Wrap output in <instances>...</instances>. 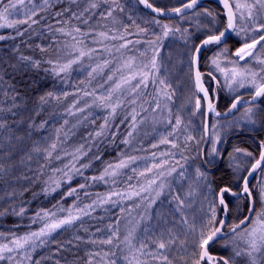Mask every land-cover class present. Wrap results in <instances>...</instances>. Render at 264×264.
Instances as JSON below:
<instances>
[{
  "label": "snow or ice",
  "instance_id": "1",
  "mask_svg": "<svg viewBox=\"0 0 264 264\" xmlns=\"http://www.w3.org/2000/svg\"><path fill=\"white\" fill-rule=\"evenodd\" d=\"M61 2L62 0H42V3L37 5L34 0H7V3L0 0V29H11L15 33L0 34V41L25 36L32 25L44 19L39 13L50 12ZM66 3V7L55 12L58 27L53 29V26L49 25L48 30L67 39L57 41L58 47L55 49L51 45L45 47L37 44L35 47L42 54L51 53L46 59L19 54L15 57L17 63L9 66L14 72L21 73V76L29 69L35 73L30 83L23 84L25 90H32L34 94L39 91L41 82L49 76L53 82L59 80L61 83H67L73 72L82 69L87 72V78L80 81L83 87H77L74 94L47 90L36 95L33 107L29 109L28 100L31 97L17 87L14 77L5 87L6 69L0 68V94L6 98L5 101H0V176H7L20 167H27L28 172H33V175L29 176L22 171L16 179L30 183L40 182L47 163L53 158L62 159L60 155H54L60 149L65 157L70 158L69 163L63 168L53 169V176L44 181L46 186L43 191L47 195L50 190L56 191L61 187L62 180L54 179L56 173L71 181L74 175L82 176L83 169L90 167L91 162H80L90 151V148L86 150L84 144L72 151L60 148L63 143L61 135L63 134L64 140L68 136L65 132V127L69 124L68 119H64V123L55 128V139L43 135V132L48 130L50 119L36 122L37 117L42 115L53 101L61 105L70 95H75V99L64 109L63 114L69 117L82 116V120L77 119V124L86 122L91 115L89 110L94 107L107 112L103 118L104 123L99 126L95 136L89 134L86 138L89 141L103 136L110 127L118 128L119 125H113L110 121L121 109H130L121 121V124H129L122 144L131 146L139 126L150 122L153 132L159 134L158 141L150 147L157 150L161 145L169 147L164 151H152L148 157L121 154L122 158L115 163L106 162L101 173L91 177L93 182L103 181L105 184L116 186L110 191L97 193L96 198L83 207L76 201L68 207L57 201L51 209L41 208L30 218L29 230L23 234L10 232L6 235L0 232V238L5 241L0 243V261L7 260L9 264L13 261L23 264L24 260L32 262V251L54 243V234L67 230L77 221H82L83 217L91 216L97 208L109 206L119 207L121 215L115 218L114 223L107 225L106 238L90 237L84 241L109 248L86 253L88 259L85 264H99L96 257H99L103 264H174L170 249L178 237L172 230L169 229L167 233L162 231L158 237H154V247H151L147 240L140 239L139 233L143 227L145 236L149 235L145 222L151 219L153 205L165 190L171 192L174 181L186 178L189 160H197L203 156V160L195 168V177L197 186L207 189L204 198L208 210L205 213L206 218L199 223L195 220L189 222L186 217L180 221L187 228L185 239L180 241L182 250L187 252L188 248H191L187 258L181 259L185 260V264H236V258L244 257L248 264H259L264 260V139L259 140L258 157L253 152L239 147H234L230 152L226 149L222 151L218 147L222 139L218 130L219 120L215 119L210 125L211 133L209 124L205 121L206 136L196 140L183 119L182 113L186 105H181L179 110L173 112L174 93L167 79L158 73L161 69L159 54L163 41L169 37L183 40L188 45L189 75L195 89L186 99V104L195 99L192 115L199 113L213 118L223 116L227 119L234 111L247 105L240 119L252 125V130L255 131L258 120L264 123V116L256 110V101L264 97V0H218V4L222 5V12L209 8L198 10L202 7L201 0H180L179 6L170 8L159 6L154 0H138L140 5L155 14L150 19H145L144 23L155 25L160 29L159 33L141 27L131 16L128 17L132 21L131 25L118 19L117 11H124L119 0H66ZM97 12L99 20L92 24L91 21L96 19ZM221 15L225 20L222 28L218 26V17ZM164 17L168 18L167 23L162 22L161 18ZM176 18L177 22L173 23ZM185 23L189 27H184ZM21 25L28 27L21 30ZM130 27L136 29L135 33L129 31ZM133 34L138 37L150 35L151 38L128 39ZM233 36L239 44L234 51L228 47V40ZM206 49L211 55L206 61L209 70L205 73L200 70V61ZM12 52L19 53V46L14 47ZM86 60L89 62L87 65ZM253 62L260 66L259 70L253 68ZM41 71L44 73L42 77L39 76ZM98 78L103 82H98L97 86L89 91V87L94 81H98ZM150 88L152 91H149ZM242 88L254 89L251 100L245 101L240 95H235L225 112L218 111L221 91L233 94ZM7 100H10L11 104L5 107ZM85 112H88V115H84ZM157 125L163 127L164 131L159 132ZM236 126H239L238 122ZM108 134L113 136L115 142L117 133ZM182 135L183 143L180 141ZM193 140L197 146L210 142L211 148L207 151L199 149L195 157L185 155V152L191 150L189 142ZM240 153H243V157L237 155ZM177 155L179 160L176 159ZM40 157H43L46 163L39 164V167L33 170L29 165ZM94 159L100 160V156H95ZM149 159L151 163L147 162ZM141 160L145 161L142 170L136 166ZM181 160L184 163H181ZM218 160H226V171L219 178L204 167H215ZM127 169H131L133 175L127 176L125 187L121 190L117 178L124 175V170ZM253 179L256 180L255 184L252 183ZM133 180L136 182L133 183ZM85 187L86 183L79 185V189ZM76 193L77 189L71 188L65 195L72 196ZM6 195L14 198L16 192H8ZM88 195L85 193V196ZM126 201L130 203L125 204ZM173 201L176 203L175 211L183 216L186 200L176 195ZM233 206L239 218L229 225L228 216L232 213ZM136 209L143 211L133 216ZM26 211L22 202L18 211L15 205H9L0 210V216L23 217ZM221 212L223 218L219 215ZM123 219L128 222L122 235ZM32 225L39 227L33 230ZM225 227L229 229L228 233L224 232ZM96 231L100 232L101 229L97 228ZM75 239L82 240L79 236ZM222 239L225 240L223 247L232 245L231 256L211 253V247ZM66 248L67 244H58L57 253ZM51 258L43 257L34 261V264H42L43 260ZM55 264H60V261L56 260Z\"/></svg>",
  "mask_w": 264,
  "mask_h": 264
},
{
  "label": "trees",
  "instance_id": "2",
  "mask_svg": "<svg viewBox=\"0 0 264 264\" xmlns=\"http://www.w3.org/2000/svg\"><path fill=\"white\" fill-rule=\"evenodd\" d=\"M119 2L124 9L122 13L125 14L133 13L139 19L142 20L147 19L148 16L139 7H135L133 5L134 2L132 3V0H127V2L125 0H119ZM3 3H7V0H3ZM34 3L40 5L42 3V0H34ZM28 6L31 7V5ZM66 6H67L66 0H62V2L56 4V6L53 9H51L50 12L39 13V16H43L44 19L39 20L37 24L32 25L31 29H29V31L25 36L18 37L15 40L0 41V68L6 69V73L4 75L5 87L7 86V82L11 81L14 77L15 81L17 82V87L20 88L22 92L26 91L27 95L31 97L28 100L29 109H32L36 95L42 94L44 91L47 90H55L58 93L67 91L69 93L74 94L76 92L77 87H83V85L80 84V81L86 80L87 78L86 71H81V73H74L71 78V82L65 85L64 87H60L59 82L57 80L53 82L52 77L49 76L46 80H43L41 82V87L39 91L34 94L32 90H25L23 88V84L26 82L30 83L31 80L34 78L35 73L29 69L27 71H24L23 76H21V73L14 72V70L9 66L10 64L17 63L15 57L19 54L33 56L35 58L43 57L45 59L48 58L49 55H51V53L42 54L39 51V49L36 48L35 46L37 44H40L45 47L51 45L52 48H54V43L57 41V37H56L57 33L53 34V32H50L48 30V26L49 25L53 26V29L55 27H58V25L56 24L57 18L55 17V12L59 11L61 8ZM117 13H121V12L117 11ZM98 16H99V12H98ZM21 17H22V12H21ZM37 19H39V17H37ZM125 19L126 20L124 21L128 22L127 18ZM73 23H75V21H73ZM20 27L21 30H23L28 26L21 25ZM0 34L15 35L14 31L11 29H0ZM17 45L19 46V53H13L12 49ZM3 61H7V63H3ZM201 70L203 72L204 70H206V68L205 69L203 68ZM39 76L40 77L44 76V73L41 71ZM36 78L39 79V77ZM71 96L73 95H70L69 97ZM5 100L6 98L2 94H0V101H5ZM53 103L54 105H48L46 107V110L43 111L42 115L37 117L36 122L39 123L40 120L50 119L51 122L48 125V130L43 132V135L51 136L53 139H55V128L60 127L64 123V119H68L69 124L65 127V132L68 133V136L67 139L64 140L63 134L61 135V139L63 140V143L61 144L60 148L67 151H72L76 147V145L74 144H77L74 136L77 124L71 122L70 118L66 117V115L63 114V111L61 112L59 105H57L55 101H53ZM10 104L11 101L7 100L4 106L7 107ZM221 109L222 111H224L226 109V106H223ZM99 119L100 116L98 115V113L93 112L91 114L89 127L94 128L95 123ZM126 124L127 123L125 124L118 123L117 125H119V127L118 128L115 127V128L122 131L126 126ZM73 125H75V127H73ZM244 132L246 133L244 136H239L236 131L232 133V136L234 134L235 136L233 137L231 136L232 139L230 143L232 142V144L234 143V145L233 147L229 148L227 151H232L234 147H239L246 151H251L253 152L254 155H257V148L255 146L256 144L254 143L253 139L249 137V135L251 134H249L247 131ZM154 141L157 142L158 140L155 138ZM152 143L153 142L151 141V144ZM81 144H83V141H81ZM151 144L149 143L146 145L144 143L143 152H141L140 154L143 155L145 153L152 151L153 149L150 148L145 152V146H149ZM84 145L86 146V150L90 148V151L88 156L82 158L80 162L82 163L91 162L90 167L87 169H83L82 176L74 175L71 181H68L66 177L61 178L60 173H56L54 179L62 180L61 187L58 188L56 191L50 190L47 195L43 191V189L46 186L44 184V181L47 180L49 176H53V169L63 168L65 164L69 163L70 158L65 157L64 152L61 151L60 149H58L54 155H60L62 159L56 160L55 158H53L51 159L50 162L47 163L45 174L40 182L30 183L25 180L18 181L16 179V177L20 176L22 171L26 172L27 175L29 176L33 175V172H28L27 167H20L15 172H10L7 176H0V198H2L0 199V210L9 207V205H15L18 211L19 205L22 202H23V206L27 210L23 217H17L14 215L0 216V232H4L6 235L9 234L10 232H16L18 235L23 234L24 232L29 230L28 226L31 223L30 218L35 214V212H37L41 208L51 209L52 206L57 203V201H60V203L63 204L64 207H68L69 205H72L74 201H76L81 207H83L85 204L91 203V201L96 198L97 193L103 194L110 191L113 187H116L111 183L105 184L103 181L93 182L91 180V177L98 176L105 167L106 162H112L116 155L120 156L122 154L120 152L121 143L120 142L118 143V140H116L115 143L113 142L112 144L109 141L108 136L106 135L104 138L99 139L98 141L91 140L86 142ZM123 153L125 152L123 151ZM240 154L243 156V153ZM95 156H100V160H95L94 159ZM18 159L19 157H17V160ZM176 159L177 160L180 159L179 155L178 157H176ZM198 160L199 163H201L200 161H202V159L199 158ZM180 162L184 163L182 160ZM44 163L46 162L44 161L43 157H40L38 161L34 159L29 166L33 170H35L39 167V164H44ZM191 166L192 164H190L189 162L188 165L186 166L187 171L190 170ZM206 167L209 168V166L207 165ZM222 171L224 172L226 171V160L223 162L221 161V163L218 164V167H216V169H214L212 173H215V176L219 178L220 175L222 174L220 172ZM85 183H86V187L84 189H79V185ZM71 188H76L77 193L72 196H66L65 194L69 192ZM24 189H27V191H24ZM13 191L16 192V196L14 198H9L6 195V193ZM85 193H88L89 195L85 196ZM62 197H64V199H61ZM77 197H79V199H77ZM106 208H109V206H105L104 208H97L96 211L93 212L91 216L83 217L82 221H77L72 227H69L67 230L59 231L58 234H54V240H55L54 243H49L45 247L37 248L36 250L32 251L31 253L33 258L32 262L24 260L23 264H34V261L41 260L43 257H52V258L43 260L42 264H55L56 260H59L60 264H85V261L88 259L86 253L101 251V249L107 250L109 246L99 245V244L93 245L91 243L84 242L89 240L90 237L92 239H102V238H106V236L108 235L107 225L109 223L115 222V218L117 217V209L115 207H111L109 208V210H105ZM16 225H19V227H14ZM38 227L39 225H32L33 230H35ZM97 228L101 229V231L97 232L96 231ZM85 229H87V231H85ZM76 236L81 237L82 240L77 241L75 239ZM8 238L9 239L11 238L10 235L8 236ZM68 241H71V243H67ZM2 242L5 241L2 238H0V243ZM58 244H67V248L57 253ZM174 247H176L177 251L176 250L174 251V249L170 251V256L174 260V264H185V260L181 259V257L187 258L186 253L182 252L183 250L181 249H177V246L174 245ZM214 249L217 252H219L220 255L226 256L224 253L220 252L216 247ZM181 253H183L185 256H182ZM96 260L99 261V264H103V261H100L99 257H96ZM0 264H9V262L7 260H4V261H0ZM12 264H16V262L13 261Z\"/></svg>",
  "mask_w": 264,
  "mask_h": 264
},
{
  "label": "rangeland",
  "instance_id": "3",
  "mask_svg": "<svg viewBox=\"0 0 264 264\" xmlns=\"http://www.w3.org/2000/svg\"><path fill=\"white\" fill-rule=\"evenodd\" d=\"M125 1L127 2V0H125ZM154 1L159 6H166L169 8L174 7V6H179V2H180V0H154ZM132 3L135 7H138L135 0H132ZM202 8H204V7H201L198 10H202ZM96 15H97L96 19L91 21L92 24H96L97 21L99 20L98 12L96 13ZM116 16L118 19H120L124 23L130 24V25H131L132 21L129 20L128 17L131 16L132 19H134L138 24H140L141 27L150 28L152 31L157 32V33H159V31H160V29L157 28L155 25L145 24L144 23L145 19L144 20L139 19L133 13H131V14L126 13L125 14V13L121 12V13H116ZM147 16H148L147 19L151 18L150 15H147ZM125 18H127L128 22L124 21V20H126ZM202 19H204V18H202ZM218 19L220 20V24L218 26L220 28H222L225 20H224V18H220V17H218ZM177 20H178V18H176V20H173L172 22L176 23ZM162 22L167 23L168 19H162ZM108 23H109V26H111V22L109 21ZM183 26L189 27V25L187 23H185ZM129 31L135 33L136 29L134 27H132ZM56 37H57V41H64L67 39L66 37L61 36L59 33H57ZM145 38H151V36L149 35L148 37H138L135 34H133V35L128 37V39H131V40L145 39ZM236 39L237 38H235L233 36V38L229 39V41H228V47L232 51H234L235 48L239 46V44L236 43ZM56 42L54 43L53 49L58 47V44ZM93 47H95V45H93ZM160 48H161V51L159 54V59H160V63H161V69H160V72L158 74L161 77L167 79L168 84L171 86V91L174 93V98H173V102H172L174 107L172 110L175 113L177 110H179L181 108V105H186L184 107L183 113H182L184 122L188 126L190 133L196 138V140H199L201 136H204V125H203L204 124V115L199 114V113L196 115H192L193 111L195 110V99L194 98L192 99L191 103L186 104L187 97L192 92H194L193 82L190 79V75H189L188 45H186L185 42L179 38L169 37L168 39L163 41L162 45H160ZM206 51H207V49H206ZM213 51H215V46H213ZM207 59H208V56H206L205 53H203V56H202L201 61H200V70L203 68L204 69L206 68V70H204L205 72H207L209 70L207 63H206ZM88 63L89 62L86 60L85 65H87ZM202 65H203V67H202ZM252 66L255 70H259L260 66L256 65L255 62H253ZM81 71H84V70L81 69L79 71L73 72L68 77L67 83H61L59 80H57L59 82V86L64 87L65 85L69 84L71 82V78H72L73 74L74 73H81ZM98 82L102 83L103 81L98 78V81H94L92 86L89 87L88 90L91 91L93 87L97 86ZM213 87H215V85H213ZM97 90L99 91V89H97ZM149 91H152V89L150 88ZM252 92H254L253 88H242V89H239L238 92L233 93V94H229L227 91H221L219 93V101H218V105H217L218 111L222 112L221 108L223 106H226V109H227L230 106L231 101L235 95H240L243 100H246V99H249L251 97ZM73 99H75L74 95L67 98V100L64 103L59 105L61 112L63 111V113H64V109L73 101ZM86 99L90 100V98H86ZM50 105H54V103L52 102ZM81 106H83V105L81 104ZM260 108H262V109H260ZM256 110L261 113V116H264V97H261L259 99V101L256 103ZM89 111L91 112V114L93 112H96L100 116V119L95 123L94 128L89 127L91 115H89V118L86 122H83L81 124H77V119L79 118L82 120L83 119L82 116H80V117L66 116V117L70 118L71 122H74L75 124H77L76 129H75V133H74L75 141L78 144V145L74 144V145H76V147L81 144V141H83V144L88 142L89 140L86 138L89 137V134H92V136H95L96 131L99 130V126L104 123V119H103L104 116L107 115V112L104 109L97 108V107H94V108L90 109ZM128 111H130V109H121L119 111V114L114 119H112L110 121V123L113 125H117L118 123H121V121L124 120L125 117L127 116ZM243 111H244V107L242 109L240 108L237 112H235L231 117H229L227 119H222V120L218 119L219 125H220L218 127V130H219L221 138H222L221 143L218 145V147H220V149L222 151L225 149L228 150L229 147H233V145H234V143L232 144V142L228 145L229 141H227L229 138H231L232 133L234 131H237L239 133H242L243 131H247L249 134L254 135L253 141L256 144L255 145L257 148V155L256 156L258 157V155H259V140L264 139V123H261L258 120L257 124L255 125V131H253L252 125L247 124L243 120L240 119ZM84 115H88V112H85ZM214 120H215L214 118H210V125H211V123L214 122ZM229 122H232V123H229ZM237 122L239 123L238 127L236 126ZM156 127L158 128L159 132L164 131L163 127H161L159 125H157ZM128 130H129V124L128 123L126 124V126L124 127V129L122 131H120L119 129H117L115 127H110L108 129H106L105 134L103 136L95 137L94 140L98 141L99 139H102L107 135L109 141L113 144L114 138H113V136L109 135L108 133L115 132V133H117V135L115 137V141L118 140V143L119 142L121 143V141L127 135ZM211 131H212V129L210 127V133H211ZM244 134H246V133H244ZM155 138L158 140L159 134H158V132H153L152 124L150 122L147 124L141 125L138 128V131L136 133V137H135L132 145L126 146V145L121 143L120 152L123 154V151H124L125 153L130 154V155L148 157L152 151H164V150L168 149L169 146L161 145L158 150L153 149L152 151L143 154L144 156L142 154H140L141 152H143V150H141V149H143L144 143L146 145L149 143L151 144V141L153 143H156L154 141ZM180 141H181V143L184 142L183 135L180 137ZM189 143H190L191 150L188 152H185V155H188L190 157H195L197 155L198 150L202 148L203 143H201L199 146H197L195 140H193ZM150 148H151L150 145L145 146V152H146V150H148ZM210 148H211V143L208 142V144L205 148V151H207ZM228 152H230V151H228ZM237 155L239 157H243L241 154H237ZM225 156H226V153H225ZM176 157H178V155ZM120 158H122V155H120V156L116 155L112 162L115 163ZM147 162L151 163V160L149 159ZM189 162H190V164H192V166L190 167V170L187 171L186 178L174 181L172 183L171 192L169 193V190H165V193L159 198V200L156 202V204L153 205V208L150 212L151 219L149 221L145 222V225L149 228V235L145 236V234L143 232V227L140 230V233H139L140 239L147 240L151 247H154V244H152V239L154 237H158L162 231L167 233V231L170 229V230H172V233L178 237L176 240L175 246H177V249L182 250V247L180 245V241L185 239V232L187 231V228L185 225L180 223V221L186 217L189 220V222H192L193 220H195L197 223H199L202 221V219L206 218L205 213L208 210V206H207V202L205 201L204 197L207 194V189H204L202 187H198L197 182H196V177H195V168H196L197 164H199V160L198 159L197 160H189ZM219 163H221V162H219V160H218L216 163L217 166L207 168L205 165L204 167L206 169H208L210 172H213L214 169H216V167H218ZM136 166L142 170L143 167L145 166V161H143V160L138 161ZM124 173H125L124 175L117 178V180L119 182L118 186L121 190L125 187L124 181L127 180V176L131 175V174L133 175V173L131 172V169L124 170ZM132 182L135 183L136 181L133 180ZM255 183H256V180L253 179V184H255ZM189 191H191V195H189ZM176 195H180L182 198H184L186 200V206L183 209V214H184L183 216H181V213L175 211L176 203L173 201V197ZM128 203H130V202H127V201L125 202V204H128ZM115 208L117 209V216L121 215L119 207H115ZM141 211H143V209H136L133 212V216H136V214L138 212H141ZM137 218H138V216H137ZM127 222H128L127 219H123L121 221L122 235L125 231V225H127ZM189 239H190V237H189ZM224 244H225V240L222 239L221 241L214 244L212 246V248L214 249L216 247L220 252L224 253L226 256H231L232 252H233L232 245L229 244L228 247L225 248V247H223ZM173 247L170 249V251H172L173 249H174V251L176 250V247H174V248ZM212 248L210 250L212 252V254L220 255L219 252H217L215 249L213 250ZM182 252L186 253V256H188V254L191 252V248L189 247L187 252H185V251H182ZM181 254H182V256H185L183 253H181ZM236 264H248V261L244 257H238V258H236ZM259 264H264V260H261L259 262Z\"/></svg>",
  "mask_w": 264,
  "mask_h": 264
},
{
  "label": "flooded vegetation",
  "instance_id": "4",
  "mask_svg": "<svg viewBox=\"0 0 264 264\" xmlns=\"http://www.w3.org/2000/svg\"><path fill=\"white\" fill-rule=\"evenodd\" d=\"M202 7H204V8H209V9H212V10H214V11H217V12H222V8L217 4V3H215V2H211V1H206L203 5H202ZM220 18H224L223 17V15H221L220 16ZM229 41V40H228ZM204 53H205V55L206 56H209L211 53L207 50H205L204 51ZM205 58V57H204ZM206 73V72H205ZM226 110V109H225ZM224 110V111H225ZM223 111V112H224ZM237 132V131H236ZM238 133V135L239 136H244L245 134V132L243 131L242 133H239V132H237ZM233 136H235V134L233 135ZM232 136V137H233ZM252 136H254V135H252ZM251 135H249V137L251 138V139H253V137H252ZM231 139L232 138H229L227 141H229V143H230V141H231ZM229 143H228V145H229ZM229 148H231V147H229ZM228 148V149H229ZM227 150V149H226ZM224 151V150H223ZM219 162H221V161H219ZM221 173H224V171H222ZM252 183H253V181H252ZM231 199V198H230ZM222 212L221 213H219V215L221 216V218H222ZM239 217L237 216V214H236V211H235V207L233 206V211H232V213L228 216V224L229 225H231L232 223H233V221L234 220H237ZM229 229L227 228V227H225L224 228V232H227Z\"/></svg>",
  "mask_w": 264,
  "mask_h": 264
},
{
  "label": "water",
  "instance_id": "5",
  "mask_svg": "<svg viewBox=\"0 0 264 264\" xmlns=\"http://www.w3.org/2000/svg\"><path fill=\"white\" fill-rule=\"evenodd\" d=\"M136 1V3L138 4V6L140 7V9L141 10H143L146 14H148V15H150V16H152V15H155L154 13H150V10H148V9H145L144 7H143V5H140L139 3H138V0H135ZM206 1H211V2H215V3H217L218 4V0H201V5H203L204 4V2H206ZM219 5V4H218ZM221 8H222V5H219ZM161 19H168L167 17H164V18H161ZM193 87H194V84H193ZM195 90V89H194ZM260 98H258V100H259ZM248 100H251V97L249 98V99H246L245 101H248ZM258 100L256 101V103L258 102ZM245 106H247V105H244V106H242V107H240V108H243V107H245ZM239 108V109H240ZM226 111V110H225ZM224 111V112H225ZM235 112H237V111H234L233 112V114L235 113ZM223 113V112H222ZM232 114V115H233ZM232 115H230L229 117H231ZM229 117H227V118H229ZM209 118H213V117H211V116H205V119H204V122L205 121H207L208 122V119ZM214 119H219V120H222V119H225L223 116H221V117H219V118H214ZM209 124V123H208ZM204 136H206V134H205V132H204ZM207 144H208V142L207 143H204L203 144V147H202V149H205V147L207 146ZM222 218H223V214H222ZM225 233H228V232H225Z\"/></svg>",
  "mask_w": 264,
  "mask_h": 264
}]
</instances>
